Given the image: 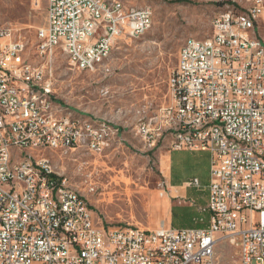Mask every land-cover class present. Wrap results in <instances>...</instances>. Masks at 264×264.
Instances as JSON below:
<instances>
[{
	"label": "built area",
	"instance_id": "1",
	"mask_svg": "<svg viewBox=\"0 0 264 264\" xmlns=\"http://www.w3.org/2000/svg\"><path fill=\"white\" fill-rule=\"evenodd\" d=\"M226 6L208 36L183 40L168 77L171 102L135 123L146 151L166 142L210 153L206 227L104 224L44 155L67 148L98 155L123 141L118 126L106 133L71 119L56 126L47 58L59 47L79 70L110 72L117 42L151 27L150 6L136 13L126 0H46L37 64L22 59L23 42L0 27V264H218L219 242L234 248L238 264H264V42L254 33L264 4Z\"/></svg>",
	"mask_w": 264,
	"mask_h": 264
},
{
	"label": "rangeland",
	"instance_id": "2",
	"mask_svg": "<svg viewBox=\"0 0 264 264\" xmlns=\"http://www.w3.org/2000/svg\"><path fill=\"white\" fill-rule=\"evenodd\" d=\"M126 1L150 6L152 25L138 38L123 37L117 42L109 58L110 72L79 70L59 47L47 58L53 101L65 111L118 126L123 141L113 143L98 155L84 148L46 150L44 155L56 172L86 196L95 219L109 225L154 228L167 221L163 200L171 193L160 195V191L163 187L170 190L163 160L173 150L166 142L151 151L143 149L135 123L142 114L152 115L171 102L168 77L177 64L183 40L208 36L211 20L227 9L226 2L230 0ZM244 5L237 2L235 6L243 9ZM44 21L45 0H39L38 5L32 0H0V27L11 29V40L23 42L21 58L33 64L42 62L36 52V31ZM254 33L264 42V9ZM189 161L186 176H197L201 181L202 171L195 159ZM199 188L193 189L190 197L199 194ZM192 200L195 210L175 216H182L180 219L188 226L201 227L205 217L198 211V199ZM215 253L218 264H238L234 248L226 242H219Z\"/></svg>",
	"mask_w": 264,
	"mask_h": 264
},
{
	"label": "crops",
	"instance_id": "3",
	"mask_svg": "<svg viewBox=\"0 0 264 264\" xmlns=\"http://www.w3.org/2000/svg\"><path fill=\"white\" fill-rule=\"evenodd\" d=\"M191 158L195 159V163H197L200 171H202L201 181L197 176L188 177L185 174L186 170L190 167L191 162L189 160H191ZM210 163L211 155L209 152L190 149L173 150L170 154L167 155L165 160H163V164L165 167L164 172L167 174L170 182L171 197L177 198L172 200L171 197H168L167 199L163 200L164 207L167 208V221L164 222L166 225L175 228L193 227L188 226L184 220L180 219L182 216H175V214L189 213L195 210L194 205H192L193 198L198 199V211L202 212L205 217V221L200 226L206 227L208 225L209 212L207 210V204L209 202ZM191 178H197L198 184L195 186H188L187 181ZM196 187L199 188L200 192L197 195H193L192 198L190 197L192 194V190Z\"/></svg>",
	"mask_w": 264,
	"mask_h": 264
},
{
	"label": "bare ground",
	"instance_id": "4",
	"mask_svg": "<svg viewBox=\"0 0 264 264\" xmlns=\"http://www.w3.org/2000/svg\"><path fill=\"white\" fill-rule=\"evenodd\" d=\"M114 1H123V0H114ZM136 13H143V6H136ZM220 19H221V12H219L213 17V20H220ZM69 119L73 121H82V124L85 128H91L93 130H97L99 131V133L114 131L115 125L110 123L109 121L104 122L102 121L104 119H100V118L96 120L94 116H89V115L87 116L80 113H73L71 111H65L61 107H58L56 126H64V123ZM32 144H39V134H32Z\"/></svg>",
	"mask_w": 264,
	"mask_h": 264
}]
</instances>
